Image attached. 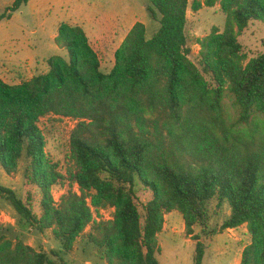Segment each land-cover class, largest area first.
<instances>
[{
    "label": "trees",
    "instance_id": "16d2710c",
    "mask_svg": "<svg viewBox=\"0 0 264 264\" xmlns=\"http://www.w3.org/2000/svg\"><path fill=\"white\" fill-rule=\"evenodd\" d=\"M27 2L15 0L0 22ZM147 2L157 32L147 39L135 23L109 72L101 71L85 32L62 23L54 43L67 59L50 57L45 74L17 85L0 79V165L11 176L25 157L24 179L40 192V214L30 196L23 202L2 187L0 196L36 232L51 231L60 252L85 237L106 264H159L158 236L173 212L196 241L193 264H202L205 247L194 227L205 226L216 201L230 209L220 230L245 226L250 236L239 264H264V53L248 59L238 41L251 22H264V0ZM216 6L224 27L196 40V65L187 14ZM49 116L76 121L67 173L79 193L69 191L57 206L51 190L63 176L48 161L38 126ZM137 186L149 193L143 204ZM106 209L111 219L96 222L92 210ZM0 264L58 263L0 232Z\"/></svg>",
    "mask_w": 264,
    "mask_h": 264
},
{
    "label": "rangeland",
    "instance_id": "374dc122",
    "mask_svg": "<svg viewBox=\"0 0 264 264\" xmlns=\"http://www.w3.org/2000/svg\"><path fill=\"white\" fill-rule=\"evenodd\" d=\"M15 0H0V15L9 8ZM47 1V2H45ZM147 0H31L13 12L9 20L0 24V47L5 42L13 41L14 45L23 46L33 43L44 31L41 30L42 20L49 23L58 19L64 23L79 24L95 17L99 22L115 29L104 33L100 37H89L90 45L98 55L101 71L107 73L114 64V53L122 44L134 23H142L146 28V38L151 39L159 28V23L152 20L147 11ZM61 6V7H59ZM49 7L48 11H45ZM45 11V12H44ZM51 19V20H50ZM186 34L191 49L190 60L198 64L199 46L196 40L207 36L212 28L222 30L225 16L219 6L212 9L202 8L197 13L188 12ZM85 23V22H84ZM45 37L52 35L50 26H46ZM36 32V34H34ZM248 59L264 53V22H251L238 38ZM57 46V45H56ZM51 45L38 46L41 53L36 57V51L26 56L19 63H10L0 60V79L10 85H17L28 81L32 77L45 74L48 71L47 60L52 56H62L67 59L65 50ZM38 52V50H37ZM35 57V58H34ZM0 59H2L0 57ZM8 70V72H7ZM224 111L230 122L235 119L229 98L224 100ZM38 126L45 138V154L51 163L57 166V172L63 176L60 185L52 188L51 193L59 192L63 195L69 191L78 193L76 185L72 184L67 169L72 165L69 160V135L74 123L62 117H45L39 120ZM26 159L23 157L18 165L16 174L6 175L0 165V187L9 189L26 202L31 197V206L34 214H40L39 203L41 195L35 186L28 185L24 179ZM62 190V191H58ZM137 201L143 204L149 199V193L137 186ZM56 191V192H55ZM207 222L204 227H194V236H197L205 247L202 264H238L241 250L250 242V236L245 226L237 229L221 231L222 224L228 219L230 209L227 204L217 205L211 201L207 206ZM102 212V213H101ZM97 213V214H96ZM93 215L110 219L111 210H93ZM89 228L86 230V232ZM0 232L12 242L17 240L32 247L36 251L45 252L58 264H106L94 247L85 237H79L68 254L60 252L61 249L51 231L43 234L36 232L26 224L16 213L13 207L0 196ZM196 241L187 237L184 232L182 217L173 212L164 219V227L158 236L159 253L156 255L159 264H193ZM53 253L58 254L55 257ZM60 258L63 261H60Z\"/></svg>",
    "mask_w": 264,
    "mask_h": 264
},
{
    "label": "crops",
    "instance_id": "0c3cea01",
    "mask_svg": "<svg viewBox=\"0 0 264 264\" xmlns=\"http://www.w3.org/2000/svg\"><path fill=\"white\" fill-rule=\"evenodd\" d=\"M30 1L31 0H28L27 4ZM45 2H47V1H45ZM59 7H61V6H59ZM48 10H49V7L45 11H48ZM96 19L97 18L95 17V21H94V19H92V17H91V18L88 19V21H83L81 23V26H79V24H73V23H71V24L67 23V24L72 25V26L80 27L85 32L87 38H89V37H97V36L100 37L104 33H107L109 31H113L115 29L113 26L107 25L108 22L103 24V23L99 22ZM62 23H64V22H61L58 19L52 21L51 23H49L48 20H42V22L40 24V27H41V30L44 31V32L40 36H38V38L36 39V42L33 43L34 44L33 45V48H34L33 51H36L35 54H34L35 57L38 54L41 53V48L39 49L38 46H43L44 47L48 43H51V45L53 44V45L56 46V44L54 43V40H55V38L57 36L58 27ZM0 26H1V24H0ZM46 26H50V28L52 30V35H50L48 37H45V35H44V33L46 34V31H47ZM34 34H36V32H34ZM89 43H90V40H89ZM31 46L32 45L30 43H28L27 45H23V46H18V45L16 46V45L13 44V41H11V44H10L9 41L8 42L6 41L5 45L0 47V57L2 58L0 60H5V61L10 62V63L11 62L12 63H15V62L19 63L26 56L32 55L33 51L31 50ZM56 47H58V46H56ZM37 50H38V52H37ZM7 72H8V70H7ZM171 215H172V213L166 215L164 219H166V217H169ZM243 248H242V250H243ZM242 250H241V252H242ZM240 257H241V254H240L239 258ZM239 262L240 261L238 260V264H239Z\"/></svg>",
    "mask_w": 264,
    "mask_h": 264
},
{
    "label": "built area",
    "instance_id": "2783aa9c",
    "mask_svg": "<svg viewBox=\"0 0 264 264\" xmlns=\"http://www.w3.org/2000/svg\"><path fill=\"white\" fill-rule=\"evenodd\" d=\"M65 119H68V118H65ZM70 121H72L71 119H69ZM73 123H74V125H75V123H76V121H72ZM78 188V187H77ZM58 191H62V190H58ZM56 192V191H55ZM78 193H79V191H78ZM77 193V194H78ZM59 194V196H57L56 195V193H51V196H52V199H53V202H54V205H58L59 204V202H60V198L63 196V194L61 193V192H59L58 193ZM108 210H111L112 211V213H113V209H108ZM92 213H93V210H92ZM102 213V212H101ZM97 214V213H96ZM112 216V215H111ZM93 219L96 221V222H99V221H107V220H110V219H107V220H105V219H103L102 217L101 218H99V217H96V215H93Z\"/></svg>",
    "mask_w": 264,
    "mask_h": 264
}]
</instances>
